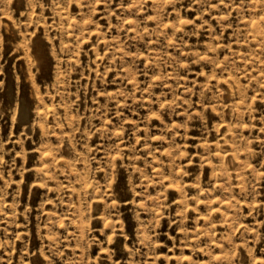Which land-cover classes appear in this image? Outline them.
I'll list each match as a JSON object with an SVG mask.
<instances>
[{
	"label": "rangeland",
	"instance_id": "obj_1",
	"mask_svg": "<svg viewBox=\"0 0 264 264\" xmlns=\"http://www.w3.org/2000/svg\"><path fill=\"white\" fill-rule=\"evenodd\" d=\"M0 264H264V0H0Z\"/></svg>",
	"mask_w": 264,
	"mask_h": 264
}]
</instances>
